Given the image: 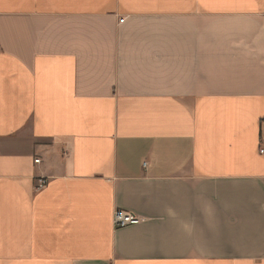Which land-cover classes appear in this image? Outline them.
<instances>
[{
	"label": "crops",
	"instance_id": "crops-1",
	"mask_svg": "<svg viewBox=\"0 0 264 264\" xmlns=\"http://www.w3.org/2000/svg\"><path fill=\"white\" fill-rule=\"evenodd\" d=\"M263 145L264 0H0V264H264Z\"/></svg>",
	"mask_w": 264,
	"mask_h": 264
},
{
	"label": "built area",
	"instance_id": "built-area-1",
	"mask_svg": "<svg viewBox=\"0 0 264 264\" xmlns=\"http://www.w3.org/2000/svg\"><path fill=\"white\" fill-rule=\"evenodd\" d=\"M260 152L264 153V145L260 148ZM36 162H40V158H36ZM46 184L45 178H40L38 188L43 187ZM143 218L132 211L118 208L113 215V224L116 228H124L129 225L138 224Z\"/></svg>",
	"mask_w": 264,
	"mask_h": 264
}]
</instances>
